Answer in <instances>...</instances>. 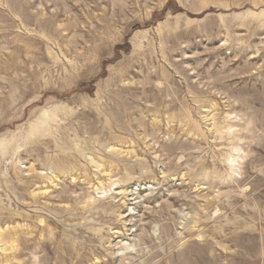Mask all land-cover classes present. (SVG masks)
Returning a JSON list of instances; mask_svg holds the SVG:
<instances>
[{
  "label": "rangeland",
  "instance_id": "rangeland-1",
  "mask_svg": "<svg viewBox=\"0 0 264 264\" xmlns=\"http://www.w3.org/2000/svg\"><path fill=\"white\" fill-rule=\"evenodd\" d=\"M0 264H264V0H0Z\"/></svg>",
  "mask_w": 264,
  "mask_h": 264
},
{
  "label": "bare ground",
  "instance_id": "bare-ground-1",
  "mask_svg": "<svg viewBox=\"0 0 264 264\" xmlns=\"http://www.w3.org/2000/svg\"><path fill=\"white\" fill-rule=\"evenodd\" d=\"M148 235V234H147Z\"/></svg>",
  "mask_w": 264,
  "mask_h": 264
}]
</instances>
